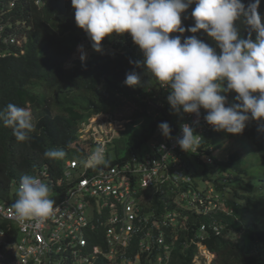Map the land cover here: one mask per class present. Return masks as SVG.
Returning a JSON list of instances; mask_svg holds the SVG:
<instances>
[{"label": "trees", "instance_id": "1", "mask_svg": "<svg viewBox=\"0 0 264 264\" xmlns=\"http://www.w3.org/2000/svg\"><path fill=\"white\" fill-rule=\"evenodd\" d=\"M11 1H14L12 5ZM35 1L0 0L3 25L0 31V107L11 102L30 109L36 128L29 141L17 142L12 129L0 123V200L10 197L12 182L20 180L23 174L40 175L44 168L47 177L56 182L55 188H63L58 184L65 161L82 158L93 151L92 142L82 141L77 131L80 123L92 113H114L119 106L130 103L123 118L127 115L133 119L146 115L154 118L148 132L125 137L124 159L153 134L156 126L170 122L171 117L168 106L156 117L147 114V104L142 98L151 95L148 88H153L157 80L144 67L134 68L129 63L130 60L142 61L143 54L128 33L106 36L101 46H110L107 52L93 53L88 61L76 59L71 67H66L81 42H86L90 48L92 42L74 22L71 0ZM251 2L242 0L246 7ZM194 7L195 4L181 13V26L186 29L194 25L191 17ZM258 11L264 15V0H260ZM236 25L240 38H248V26L241 21ZM191 35L216 47L203 30L195 34L185 31L181 42ZM5 36L14 41L7 43ZM251 38L255 39L254 32ZM132 70L141 74V84L135 88L123 83L126 73ZM258 126H264V121L250 120L241 134L214 130L205 133V143L217 150L228 141L237 143L219 165L215 163L220 152L212 156L211 150L205 151L211 154L213 164L202 158V153L183 155L186 165L192 167L191 171L187 170L191 177L188 188L203 197L219 196L223 211L213 218L190 211L185 230L174 233L177 235L174 241L171 233H166L168 251L156 248L148 255L141 253L140 264H152L160 254L169 256L167 264H196L197 260H204L199 243L213 254L210 264H264V131H258ZM123 138L115 139V151ZM50 148H62L65 158H45L43 153ZM114 161L116 159L107 160L108 164ZM197 162L204 168L198 167ZM200 169L203 176L198 174ZM199 180L205 183L202 189L198 187ZM214 222L220 225V233L212 230ZM202 224L206 229L200 233L198 228ZM0 226L7 229L6 222L0 221ZM135 246L133 242L129 249H136ZM97 264L115 263L101 258Z\"/></svg>", "mask_w": 264, "mask_h": 264}, {"label": "clouds", "instance_id": "2", "mask_svg": "<svg viewBox=\"0 0 264 264\" xmlns=\"http://www.w3.org/2000/svg\"><path fill=\"white\" fill-rule=\"evenodd\" d=\"M193 4L194 25L186 29L181 26V13ZM259 5L260 0H252L247 7L242 0H71L74 22L86 33L95 52L102 53L101 41L106 36L128 33L143 54L142 61L130 60L129 63L134 68L144 67L169 89L166 99L173 114L181 111L195 114L197 119L193 124L198 125L200 110L204 109L203 119L214 131L234 135L241 134L250 120L264 121V23ZM237 21L248 26V38H240ZM200 30L215 42L216 47L196 35L185 37L181 42L185 31L195 34ZM253 32L254 40L251 38ZM170 33L181 35L170 37ZM77 50L84 61L83 45H78ZM123 83L132 88L140 86L141 74L132 70L126 73ZM230 92L236 95L234 102L229 104L227 94ZM0 123L12 129L17 142L29 141L36 130L30 109L11 102L0 107ZM158 129L165 138L172 139L168 122H161ZM180 129L182 135L176 138V143L182 151L195 152L202 137L194 135V127L187 123L181 124ZM257 130L264 131V126H258ZM216 150L213 148L212 156L217 155ZM43 155L50 160H62L66 152L62 148H50ZM82 163L86 169L93 170L107 165L105 148L97 147ZM50 193L49 184L37 176L23 174L16 191L17 199L11 205L16 221L39 226L60 212L59 207H54L56 202L50 198ZM222 211L221 207L210 217ZM198 229L203 233L206 226L203 231ZM170 238L174 241L177 235L171 233ZM151 252L128 249L123 264H140L141 253L148 255ZM159 257L167 264L169 256L165 258L162 254L152 264H159ZM204 261L205 258L201 264H205Z\"/></svg>", "mask_w": 264, "mask_h": 264}, {"label": "built area", "instance_id": "3", "mask_svg": "<svg viewBox=\"0 0 264 264\" xmlns=\"http://www.w3.org/2000/svg\"><path fill=\"white\" fill-rule=\"evenodd\" d=\"M12 41L13 38L9 42ZM147 92L151 95L146 101L154 110L148 113L156 117L169 105L166 99L169 89L157 81ZM235 95L228 93V102ZM182 115L179 125L170 117L168 124L176 128L172 139L165 138L157 126L147 146L127 159L107 162L96 170L83 167L82 162L90 153L67 159L58 184L63 185L61 189L55 188L54 179L47 177L46 168L42 169L37 177L50 185L53 192L50 198L61 211L39 226L33 222L22 225L14 218L11 205L17 199L20 180L14 181V192L8 199L0 200V221L7 226V229L0 226V264H95L101 258L123 264L133 242L142 252H151L155 246L168 250L166 233H181L190 211L217 214L221 210L219 196L203 197L188 188L191 177L187 170L192 167L186 165L183 156L202 153V158L212 164L211 154L205 151H212L213 147L204 142V135L213 128L203 119L204 109L200 110L198 125L193 124L195 114L182 112ZM129 121L112 112H96L81 123L78 133L82 141L92 142L93 151L104 147L108 160L110 144ZM185 123L194 127V135L202 137L195 152L182 151L176 143V138L182 135L180 125ZM204 229L201 225L200 230ZM212 230L220 233L216 223ZM158 260L163 264L161 257Z\"/></svg>", "mask_w": 264, "mask_h": 264}, {"label": "rangeland", "instance_id": "4", "mask_svg": "<svg viewBox=\"0 0 264 264\" xmlns=\"http://www.w3.org/2000/svg\"><path fill=\"white\" fill-rule=\"evenodd\" d=\"M261 17H262V23H264V15H262ZM2 26L3 25L0 23V27H2ZM4 39L7 41V43H10L9 42L10 39H8L7 36H5ZM18 44H20V41H18ZM80 45H83L84 51L86 52V59L84 61H88L93 53H98V52H95L93 50V48L88 47L86 42H81ZM101 47H102V51L103 52H107L111 48L110 46H101ZM76 59L81 60L80 59V52H78V50H76V53L72 56L70 61L66 64V67H71L72 66V62L74 60H76ZM138 96L140 97V95H138ZM232 102H234L233 101V97L230 98L229 104L232 103ZM124 105H125L124 107L119 106L118 108H116L115 111H114V115H116V116H125L128 113V110H129V107H130L131 104L130 103H125ZM168 107H169L168 109H170L169 105H168ZM170 113H171V116H172L174 122L179 125L181 120H182V116H183L182 115V111H181L180 114H173L172 111H170ZM125 119H130V121L125 123V125H124L125 126V131L124 132L121 131V132H123V136L122 137H124V138L122 139V142H121V144L119 145V147L117 148L116 151L113 149L112 146H111V148H109V150H110L109 155L110 156L115 157L116 155H118L121 158L125 157L126 152H127L126 144H125L126 143L125 142V139H126L125 137L140 136L141 134L148 132L149 129H150L151 123L154 120V118H152L150 115H146V116L135 118V119H133L130 115H127L125 117ZM119 129H121V128H119ZM117 138H121V137H118V135L116 134V138L115 139H117ZM233 144L237 145V143L234 142V141L233 142L232 141L231 142L228 141V142L225 143V145L222 147V149L216 150L217 156H218V154L220 152V157L219 158L216 157V161L217 162L215 163V165L216 164L219 165L222 162L221 159L226 157V156H228V154L230 152V149L234 146ZM113 146H114V144H113ZM146 146H147V144H144V148ZM198 163H200V162H197V164ZM198 165H197L198 167L201 166L202 169L204 168V166L201 165V163L198 164ZM202 169H200L198 171V174L200 176H203ZM211 185H213V183H211ZM198 187H199V189L204 188L205 187V183L202 180H199ZM10 188L11 189L15 188L13 182L11 183ZM10 192H13V191L10 190ZM52 194H53V192L51 191L50 197H51ZM198 246H199V249H201V253L204 254V258L206 259V264H207V262H209L211 260L212 256L207 250L205 251L204 248L200 246V244H198ZM196 260H197V257H196L195 261ZM197 264H201V262L197 261Z\"/></svg>", "mask_w": 264, "mask_h": 264}, {"label": "crops", "instance_id": "5", "mask_svg": "<svg viewBox=\"0 0 264 264\" xmlns=\"http://www.w3.org/2000/svg\"><path fill=\"white\" fill-rule=\"evenodd\" d=\"M10 3H11V2H10ZM150 94H151V93H150ZM146 97H147V96H145L144 98H142V101L145 102V103L147 104V106H146V107H147V114H153V115H154V113H151V112L148 113V110H152L153 108H150V107L148 106V102L146 101ZM152 111H154V110H152ZM124 118H125V117H124ZM129 120H130V119H129ZM84 122H85V121H84ZM81 123H82V122H81ZM81 123H80V125H81ZM80 125H79V127H80ZM79 127H78V129H79ZM156 128H157V126H156ZM156 128L154 129L153 134L155 133ZM78 129H77V131H78ZM122 131L124 132L125 129L122 130ZM123 132H121V131L118 132V133H117L118 137H122V136H123ZM153 134H152V135H151V136H150V137H149V138H148L143 144H141L140 147H138L137 149H135L132 153H135V152L138 153V152H140V149L144 148V144H147V143H148V140L153 136ZM78 135H79V133H78ZM79 137H80V135H79ZM115 138H116V136H115ZM115 138L113 139L112 143L110 144V146H109L110 148H111V146H112L113 149H114L113 143H114V141H115ZM109 152H110V151H109ZM132 153H131V154H132ZM131 154H130V155H131ZM130 155H129V156H130ZM129 156H128V157H129ZM128 157H127V158H128ZM127 158H125V159H127ZM109 159L122 160V159H124V158H121V157H119L118 155H116L115 157L109 155ZM114 162H115V161H114ZM114 162H113V163H114ZM10 190H12V191L14 192L15 188H14V189H10ZM10 193H11V192H10ZM10 193H9V194H10ZM97 262H98V261H96L95 264H97Z\"/></svg>", "mask_w": 264, "mask_h": 264}, {"label": "water", "instance_id": "6", "mask_svg": "<svg viewBox=\"0 0 264 264\" xmlns=\"http://www.w3.org/2000/svg\"><path fill=\"white\" fill-rule=\"evenodd\" d=\"M172 131L170 133V135H173L176 132V128L173 125H170Z\"/></svg>", "mask_w": 264, "mask_h": 264}]
</instances>
